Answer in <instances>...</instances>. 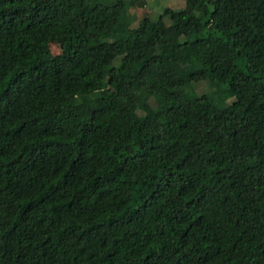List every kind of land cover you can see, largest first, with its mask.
<instances>
[{
  "label": "trees",
  "instance_id": "16d2710c",
  "mask_svg": "<svg viewBox=\"0 0 264 264\" xmlns=\"http://www.w3.org/2000/svg\"><path fill=\"white\" fill-rule=\"evenodd\" d=\"M142 4L0 0V264H264V0Z\"/></svg>",
  "mask_w": 264,
  "mask_h": 264
},
{
  "label": "rangeland",
  "instance_id": "374dc122",
  "mask_svg": "<svg viewBox=\"0 0 264 264\" xmlns=\"http://www.w3.org/2000/svg\"><path fill=\"white\" fill-rule=\"evenodd\" d=\"M94 1H102V2L106 1L107 3V2H112L114 0H94ZM122 1L124 3H127L128 0H122ZM189 1L190 0H143V4L141 6H135V7L127 6L125 8L127 19L123 25L118 26L116 28L115 32L119 33L124 28H128L131 29L136 36H139L138 20L140 19V17L146 16L151 20H155L165 8H169L177 11L179 10L186 11L189 12V14H192L194 10L190 7ZM164 21L165 23H168L167 19H164ZM49 50L53 55L60 52L59 46H57L54 43H51L49 45ZM192 89L197 95H201L209 91L208 83L206 82L195 84L192 87ZM144 100L149 104V106L151 107L154 106L153 101L150 98H147V96L146 97L144 96ZM111 125L113 127L128 126L129 122L124 120H116L111 122Z\"/></svg>",
  "mask_w": 264,
  "mask_h": 264
}]
</instances>
